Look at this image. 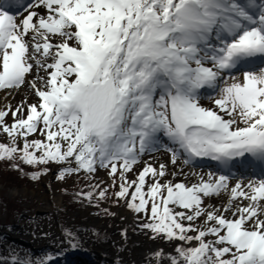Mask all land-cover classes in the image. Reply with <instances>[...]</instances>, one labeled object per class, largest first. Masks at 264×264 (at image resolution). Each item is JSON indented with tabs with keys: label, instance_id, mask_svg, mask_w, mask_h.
<instances>
[{
	"label": "snow or ice",
	"instance_id": "6c2138e0",
	"mask_svg": "<svg viewBox=\"0 0 264 264\" xmlns=\"http://www.w3.org/2000/svg\"><path fill=\"white\" fill-rule=\"evenodd\" d=\"M25 88L35 102L0 109V162L31 181L51 169L21 165H65L60 181L106 170L139 229L172 245L152 264H264V0H0V92ZM161 150L225 171L174 182L144 159Z\"/></svg>",
	"mask_w": 264,
	"mask_h": 264
},
{
	"label": "rangeland",
	"instance_id": "374dc122",
	"mask_svg": "<svg viewBox=\"0 0 264 264\" xmlns=\"http://www.w3.org/2000/svg\"><path fill=\"white\" fill-rule=\"evenodd\" d=\"M228 82L231 83V80ZM220 86H224L223 82H221ZM22 90L24 92L25 98L17 99L15 102L11 100L6 104L0 103V109H3L5 105H10L15 108L16 105L23 100H27L29 104L35 102L36 97L29 90L25 88L21 89L20 91ZM14 93L17 92H13V94ZM217 94L218 93H214V95ZM201 104L209 108L215 107L209 99H202ZM6 122H12L10 116L6 118ZM39 138L42 139L40 136ZM0 142L6 144L9 143V138L2 132H0ZM157 153L164 157L166 165H168V171L171 173L170 168L173 165L170 163V154L168 152L161 150L150 156H145L144 159L151 158ZM151 163H154V161ZM142 166V164L137 165L134 171L128 174V179H135V174L142 168ZM47 167L51 170L47 175L42 176L38 181H32L24 184L19 182L17 184L20 185H17L5 182L4 177L0 178V196L6 198L4 199L5 201L0 199V257L7 256L12 259L15 258L17 261L26 263L28 261H32V264H35L36 261L42 260L48 255H52L55 257L52 264H92L88 258L87 259L90 263L84 261L83 259L79 260L76 257L72 259L71 255L69 257L66 256L64 258L60 257V259H57V254L49 252L48 249L42 250L36 248L39 242L38 239L44 238V240L49 241V238L46 237V233L44 231H36V229L41 226L42 222L48 224L49 222H55L56 228L61 234V238L67 237L65 233L69 232L74 237L75 229L84 221L85 211H91L90 213L93 216L103 219L107 223L117 224L118 228L120 229L122 227L123 220L120 219L117 221L115 219L117 215L116 210L124 208L125 211L131 214L135 219V225H133V228H137V231L135 232L136 234L141 232L143 239L147 238L151 241H163L160 239H150L149 234L141 231L138 227L139 223L144 220V217L142 215L137 216L128 210L124 201H117L116 198L113 199L109 196V193L113 191L112 189L116 187L112 186V180L107 175L106 170H98L94 177H89L86 173L81 172L79 175L67 176L63 181H60L56 178L58 171L60 170L58 169V166L55 164H50ZM175 169L178 173L174 182H184L190 185L192 183L198 182L201 176L207 179L208 173L197 168L184 166L182 160L179 161L177 165H175ZM180 169H183V171L181 172ZM0 173L4 174L1 167ZM193 173H195V175H193ZM87 178L89 179L87 183H89L91 186L98 185V188L107 189V195L104 200H98V198L94 196L93 203L89 204L86 200L81 199L77 194L71 195L66 191L68 188L82 184ZM171 178L172 177L169 176V179ZM44 180H48L50 185L53 186L54 193L60 196V209L57 207H49L46 201L41 197L45 191ZM214 199L215 198L210 200L205 199V204H211L220 207V204H215L212 201ZM8 201L14 203L15 207L9 209V206L7 205ZM96 204L99 206H95ZM105 210H107V212ZM108 213H113L114 215H109ZM24 225L30 226L29 232L31 233V237L29 240L21 239L17 234L14 233V231H19L20 227H23ZM92 230L95 234L102 233L101 230L94 227H92ZM138 230L140 231L138 232ZM167 245L169 246L171 244L167 243Z\"/></svg>",
	"mask_w": 264,
	"mask_h": 264
},
{
	"label": "bare ground",
	"instance_id": "6f19581e",
	"mask_svg": "<svg viewBox=\"0 0 264 264\" xmlns=\"http://www.w3.org/2000/svg\"><path fill=\"white\" fill-rule=\"evenodd\" d=\"M25 98L24 92L9 94L0 92V103L6 104L13 100ZM157 153L151 158H146L150 162L154 161V165L159 163L166 164L164 157ZM171 172L176 171L175 166H172ZM176 173H178L176 171ZM47 179V178H46ZM44 193L41 197L46 201L49 207L61 208V198L54 193L53 186L48 180H44ZM227 200L225 194L212 200L215 204L223 205ZM91 211L84 212V221L74 231V238L78 241L79 246L72 249L68 243V238H61V234L56 228L55 222H42L41 226L36 231H44L48 240L44 238L38 239L37 249L49 250V252L57 254V259L70 255H80L87 257L92 264H152L151 257L154 251L163 249L165 253L170 254L172 245H167L165 241H151L147 238H142L141 232L135 233L137 228L134 217L127 213L124 208L116 210V220L122 219V227L119 229L117 224L107 223L105 220L93 216ZM92 227L102 231L101 234H95ZM30 226L24 225L19 231H14L19 238L29 240L31 233ZM127 230V239L121 235V231ZM140 230H138L139 232ZM1 232V231H0ZM33 244V243H32ZM35 244V243H34ZM166 258V257H165Z\"/></svg>",
	"mask_w": 264,
	"mask_h": 264
},
{
	"label": "trees",
	"instance_id": "16d2710c",
	"mask_svg": "<svg viewBox=\"0 0 264 264\" xmlns=\"http://www.w3.org/2000/svg\"><path fill=\"white\" fill-rule=\"evenodd\" d=\"M33 138L40 139L39 134H37L35 137H29V139H33ZM16 163H19L18 158L16 160ZM57 166H58V169L65 167V165H57ZM0 167L4 173V174L0 173V178L4 177L5 182L12 183V184H17L19 182L21 184L32 182L31 180H29L28 178L23 176L20 172L11 170L10 163L8 161L0 162ZM21 167L23 168L24 172L31 173V172L42 171L44 169V167H47V166L28 167L26 165H21ZM73 167H75V165H73ZM88 180L89 179L87 178L84 180V182L82 184H78L77 186H74L72 188H68L66 191L71 195H73V194L76 195L77 193H79L81 191H83V192H88V191L98 192L99 190H103L102 188H93L89 183H87ZM17 185H20V184H17ZM112 190L113 191L111 193H109V196L114 199L115 198L114 193L117 192L119 190V188L116 187V188H113ZM0 199L2 201H5L4 199H6V198L0 196ZM7 205L9 206V209L15 207V204L10 202V201H8ZM12 260L13 259L10 257L2 256V257H0V264H12ZM25 264H27V263L25 262Z\"/></svg>",
	"mask_w": 264,
	"mask_h": 264
},
{
	"label": "water",
	"instance_id": "95a60500",
	"mask_svg": "<svg viewBox=\"0 0 264 264\" xmlns=\"http://www.w3.org/2000/svg\"><path fill=\"white\" fill-rule=\"evenodd\" d=\"M72 257V259L74 258V257H76V258H78L79 260H84V261H86V262H88V263H90L89 261H88V259H87V257H82V256H80V255H71Z\"/></svg>",
	"mask_w": 264,
	"mask_h": 264
}]
</instances>
